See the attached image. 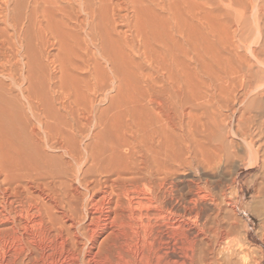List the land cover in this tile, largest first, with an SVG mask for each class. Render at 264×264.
<instances>
[{"label": "bare ground", "instance_id": "bare-ground-1", "mask_svg": "<svg viewBox=\"0 0 264 264\" xmlns=\"http://www.w3.org/2000/svg\"><path fill=\"white\" fill-rule=\"evenodd\" d=\"M219 2L0 0V264H264V0Z\"/></svg>", "mask_w": 264, "mask_h": 264}, {"label": "rangeland", "instance_id": "rangeland-1", "mask_svg": "<svg viewBox=\"0 0 264 264\" xmlns=\"http://www.w3.org/2000/svg\"><path fill=\"white\" fill-rule=\"evenodd\" d=\"M199 1H201V3L199 4L200 6H202V11L200 10V12H201V15L203 16V18H202V20H203V22L205 23V24H207V22L209 23H212V24H215L216 22H217V19L213 16V14H211V13H214L215 12V10L218 8V7H220V6H222L221 4H222V2H219V0L217 1V0H199ZM203 1V2H202ZM220 3V4H219ZM203 4H205V5H203ZM201 8V7H200ZM215 8V9H214ZM208 11V12H207ZM253 14V13H252ZM252 17V16H251ZM207 18V19H206ZM253 18V17H252ZM251 18V23H253V19ZM225 19H227L226 17H225ZM207 21V22H206ZM263 22H264V20H263ZM254 24H255V22H254ZM253 25V24H252ZM31 29V28H30ZM29 30V29H28ZM32 30L33 29H31V30H29L28 31V33L26 34V36H27V38L28 39H26V46H25V48H24V50L26 51V50H28L27 51V53H29V55H30V57L32 58V59H30L29 58V60H28V58H27V60L29 61V66H30V70L32 71V72H34V74L35 75H37V76H35V77H37L36 78V80H37V83L38 82H40L41 84H42V80H41V78L43 77V75L44 74H46L47 75V73H50L51 71H52V66L51 65H49L48 63H47V61H46V59L43 57V56H41L40 57V59L38 58L40 55H38L37 54V52L35 51V46H37L35 43H36V38L34 37V34H33V32H32ZM255 30V29H254ZM256 31V30H255ZM251 32L252 34H251V40H254L255 38H257L258 40H263L264 38L262 37V34L260 33H256V32ZM29 34V35H28ZM258 34V35H257ZM260 35V36H259ZM37 36V35H36ZM256 36V37H255ZM261 38V39H260ZM263 38V39H262ZM30 39V40H29ZM257 39H255V40H257ZM249 40H250V38H249ZM254 40V41H255ZM33 42V43H32ZM31 43V44H30ZM255 43V42H254ZM29 46H34L33 44H35V46L34 47H29ZM31 49V50H30ZM56 48H53V47H50V48H48V51H50L49 53H53V54H55L56 52H57V50H55ZM23 50V53H25V51ZM33 50V51H32ZM30 51V52H29ZM34 53V54H33ZM45 53H46V51H45ZM38 55V56H37ZM25 56V55H24ZM34 56V57H33ZM19 58V62H21V60H22V57H20V56H18ZM205 57V59L203 58V60H205V62H207V63H205V62H202L204 65H202V69H203V73H204V79L206 78V76H207V74L208 73H210L214 68L216 69V67H217V62H216V60L214 61V59L213 58H211V60H210V58L208 57L207 58V56H204ZM25 60H26V58H24ZM23 59V60H24ZM208 59V60H207ZM32 60H34L35 61V63H33V61ZM40 61V62H39ZM42 61V62H41ZM209 61V62H208ZM214 62H215V64H214ZM40 63V64H39ZM42 63V64H41ZM45 63V64H44ZM208 64V65H207ZM43 65H46V66H43ZM36 66H38V67H36ZM41 66L43 67V69L41 68ZM51 66V67H50ZM45 67V68H44ZM49 67V68H48ZM48 68V69H47ZM206 68H207V71H206ZM212 68V69H211ZM34 69H36L35 71H34ZM40 69V70H39ZM214 69V70H215ZM47 71V73L46 72H44V71ZM19 71V72H18ZM209 71V72H208ZM17 72H18V74H21V64L20 63H18V65H17ZM35 72H37V73H35ZM41 72H43V73H41ZM71 72H72V74H74L75 75V77L76 78H81L82 76L83 77H85V76H87V74L85 75V73L83 74V73H81L82 71H75V70H71ZM41 75V76H40ZM39 76H40V78H39ZM82 77V78H83ZM7 80L4 78V76H2V75H0V83H2V82H6ZM78 80H74V82H77ZM36 83V85H38ZM77 83H79V81L77 82ZM72 85H74V83H72V84H70V86H72ZM39 86V88H41L40 87V84L38 85ZM105 93H107V94H111V92L109 91V90H107V92H105ZM101 99V100H100ZM97 101H98V103H99V105H102V104H105V101H103L102 100V98H98L97 99ZM195 111H197V112H199L198 110H195ZM200 113H201V111H200ZM200 113H199V115H200ZM204 113H205V115H204ZM204 113H202V115L203 116H201V117H199L198 115V117L201 119H203V120H206V118L208 119V117L209 116H207L206 115V112H204ZM205 116H207V117H205ZM210 120V118L208 119V121ZM247 160V158H245V160H244V162ZM244 167V164L243 165H241V167H240V169H239V180H240V183L241 184H243V182H245L247 179H248V177L253 173V172H255L256 171V169L255 168H243ZM195 171H197V169H195ZM199 172H196V174H198ZM244 188H245V186H244ZM246 191V190H245ZM250 194H251V190L249 191V190H247L246 192H245V195H244V201L245 202H249L250 201V199H251V197H250ZM246 218L247 217H249V218H251V223H252V226H254V227H257V225H258V222H259V220L254 216V215H252V214H247L246 216H245ZM252 235V233L250 234V236ZM254 240H252L253 242H255L256 244H259L258 243V240L256 239V238H253ZM255 239H256V241H255Z\"/></svg>", "mask_w": 264, "mask_h": 264}]
</instances>
